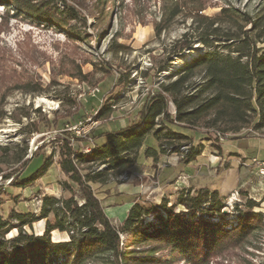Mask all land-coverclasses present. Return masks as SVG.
I'll return each instance as SVG.
<instances>
[{
  "label": "rangeland",
  "instance_id": "374dc122",
  "mask_svg": "<svg viewBox=\"0 0 264 264\" xmlns=\"http://www.w3.org/2000/svg\"><path fill=\"white\" fill-rule=\"evenodd\" d=\"M66 1L85 20V24H71L78 36L50 26H36L7 13L0 5V219L8 220L12 226L6 239L16 237L20 231L43 235L46 221L53 224L54 217L49 214L46 219L41 218V199L70 197L61 188L66 177L59 166L60 147L67 133L88 140L89 146L83 148V154L88 155L84 151L95 144L92 131L109 133L136 123L143 105L152 100L161 86L174 81L177 72L206 51L197 34H193L200 24L197 15L213 17L230 6L256 17L264 6V0ZM250 27L247 25L243 31ZM190 41L191 46L181 51ZM261 47L264 45L257 43L256 48ZM185 52L193 54L175 65L177 57ZM200 83L201 78L195 77L183 95H195ZM39 98L49 101L50 107L37 105ZM104 108L109 112L100 120L98 112ZM168 114L174 119L172 103ZM50 122H55L53 128L45 129ZM169 127L191 138V142L172 146L177 152L169 146L170 150L161 154V144L150 134L142 148L129 157L133 161L130 168L91 185L107 218L116 227L135 202L165 218L163 203L170 207L181 194L194 195L198 191H217L225 215H233L234 208L243 207L247 200L257 205L253 212L264 215V185L260 186L255 167L249 165L252 158L264 162V130L222 135L201 127ZM104 142V137L96 140L97 145ZM192 145L198 155L187 162L185 157ZM148 149L156 151L155 158L147 156ZM46 161L48 167L38 174ZM106 168L102 164L94 169L103 172ZM33 175L28 187L16 186L18 181ZM124 188L135 192L124 196L120 192ZM76 199L81 203L80 194ZM184 211L177 206V213ZM15 214L24 216L28 224L10 218ZM225 220L230 222L229 217ZM209 221L220 223L216 217ZM155 223L150 215L141 228ZM49 237L53 242L67 241V235L58 231ZM255 237L249 239L246 247H225L204 261L264 264V232ZM130 241L131 237L120 235L123 252ZM147 246L143 243L133 248L145 250ZM151 259L159 261L154 264H191L169 250L153 253Z\"/></svg>",
  "mask_w": 264,
  "mask_h": 264
},
{
  "label": "trees",
  "instance_id": "16d2710c",
  "mask_svg": "<svg viewBox=\"0 0 264 264\" xmlns=\"http://www.w3.org/2000/svg\"><path fill=\"white\" fill-rule=\"evenodd\" d=\"M0 5L7 13L12 12L31 24L50 26L73 36H78V32L71 24H85L84 18L66 0H0ZM197 16L200 24L193 34H197L206 51L177 72L174 81L161 86L152 100L143 105L136 123L109 133L92 131L95 144L88 155L83 154V148L89 146L88 140L67 133L60 147L59 166L66 177L61 188L70 197L41 199V218L46 219L49 214L54 217L53 224L46 221L41 236L20 231L16 237L6 239L12 226L8 220L0 219V264H154L159 261L151 259L152 254L164 250L191 264H206L204 259L208 255L225 247H244L250 244V238L264 232V215L253 212L257 206L253 201L247 200L243 207L236 206V215H225L217 191L181 194L170 207L163 203L165 218L135 202L116 227L91 187L130 168L133 161L129 157L142 148L150 134L161 144V154L170 150L169 146L175 150L172 146L191 142V138L170 129L169 125L201 127L222 135H236L247 129L264 130V47L256 48L257 43L264 45V6L256 17L230 6L213 17ZM247 25L250 29L243 31ZM190 43L186 42L180 50L191 46ZM197 76L201 83L196 94L183 95ZM170 103L175 108L174 119L168 114ZM106 112H109L106 108L98 112L100 120L107 116ZM54 125L55 122L47 123L45 129ZM102 137L104 144L97 145L96 140ZM195 148L191 146L185 157L187 162L194 161L198 155ZM146 154L155 158L156 151L148 149ZM102 164L107 168L96 172L94 168ZM46 167L47 161L37 173L44 172ZM35 175L18 181L16 186L28 187ZM77 194L81 203L76 199ZM177 206L185 211L177 213ZM150 215L156 223L141 228L143 220ZM215 217L220 223L209 221ZM228 217L230 222L225 220ZM10 218L28 224L22 215ZM53 231L66 234L67 241L53 242L49 237ZM120 235L132 239L125 252L120 248ZM143 243L148 244V249L133 248Z\"/></svg>",
  "mask_w": 264,
  "mask_h": 264
},
{
  "label": "built area",
  "instance_id": "2783aa9c",
  "mask_svg": "<svg viewBox=\"0 0 264 264\" xmlns=\"http://www.w3.org/2000/svg\"><path fill=\"white\" fill-rule=\"evenodd\" d=\"M94 94H95V91H92V95H94ZM88 122H90V119L88 121H85V123H88ZM80 126H81V124H80ZM80 129H77V135L80 134ZM89 152H90V149H87V150L84 151V153H86V154H89ZM249 165L255 167L256 175L260 179V186L264 185V162L263 161H258L255 158H252L249 161Z\"/></svg>",
  "mask_w": 264,
  "mask_h": 264
},
{
  "label": "bare ground",
  "instance_id": "6f19581e",
  "mask_svg": "<svg viewBox=\"0 0 264 264\" xmlns=\"http://www.w3.org/2000/svg\"><path fill=\"white\" fill-rule=\"evenodd\" d=\"M193 53L191 52H185L184 54L180 55L177 57L176 62L174 63L175 65H179L180 63L185 62V60H187ZM37 105H44L45 107L49 108L50 107V102L47 101L44 98H39L36 101Z\"/></svg>",
  "mask_w": 264,
  "mask_h": 264
},
{
  "label": "crops",
  "instance_id": "0c3cea01",
  "mask_svg": "<svg viewBox=\"0 0 264 264\" xmlns=\"http://www.w3.org/2000/svg\"><path fill=\"white\" fill-rule=\"evenodd\" d=\"M121 194H123L124 196H127V197H129V196H132V194L135 192V189H130V190H127V191H125V188L124 189H122L121 191ZM124 192L126 193V194H124ZM128 192V193H127ZM104 212H105V210H104Z\"/></svg>",
  "mask_w": 264,
  "mask_h": 264
}]
</instances>
